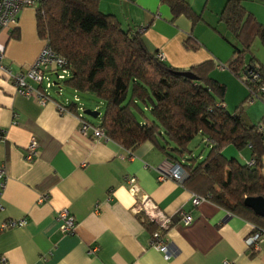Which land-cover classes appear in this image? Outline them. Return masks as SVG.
Returning a JSON list of instances; mask_svg holds the SVG:
<instances>
[{
    "label": "crops",
    "instance_id": "1",
    "mask_svg": "<svg viewBox=\"0 0 264 264\" xmlns=\"http://www.w3.org/2000/svg\"><path fill=\"white\" fill-rule=\"evenodd\" d=\"M187 1L201 21L193 23L184 15L173 18L161 0H99V10L113 15L123 29L140 31L146 48L161 53L163 62L174 68L211 61L210 75L225 84L226 93L230 88L244 97L245 90L226 69L233 59L223 38L230 33L219 20L226 0ZM240 1L264 25V0ZM187 40L193 48L185 46ZM43 44L35 8L24 7L16 24L0 31L2 63L13 72L27 69ZM252 56L264 66V53ZM49 93L51 100L41 105L34 94L21 95L0 72V167L6 177L0 186V264H264V235L257 250L248 248L244 239L254 231L251 222L208 199L194 205L195 193L166 176L171 163L153 143L145 141L129 150L107 137L83 133L79 118L84 108L62 94ZM245 97L236 102L226 94L222 103L228 109ZM57 102L68 110L59 112ZM243 109L251 123L261 122L264 137V106L253 101ZM141 120L150 121L145 114ZM32 139L36 156L27 160ZM222 153L241 163L250 159L248 148L238 152L227 145ZM262 161L264 173V157ZM130 183L136 186L134 193ZM144 196L170 218L163 232L171 253L167 258L150 242L156 224L133 211ZM63 209L76 221L71 234L60 230L57 214ZM182 213L192 217L190 223H184ZM10 219L26 223L2 229Z\"/></svg>",
    "mask_w": 264,
    "mask_h": 264
},
{
    "label": "trees",
    "instance_id": "2",
    "mask_svg": "<svg viewBox=\"0 0 264 264\" xmlns=\"http://www.w3.org/2000/svg\"><path fill=\"white\" fill-rule=\"evenodd\" d=\"M161 2L168 5L173 18L184 15L193 23L201 19L187 0ZM34 8L38 36L67 60L66 84L103 100L98 126L107 138L129 150L145 141L153 143L170 163L184 167V186L251 222L254 229L264 230V215L255 214L244 203L245 197L264 199L263 129L259 130L261 122L251 123L243 109L250 90L256 92L264 85V66L252 55L248 62L245 58L254 40L264 47V25L240 0H226L219 14L234 40L223 37L233 55L227 69L236 78L252 70L257 78L244 83L248 95L232 112L222 103L225 84L210 75L211 61L189 69L166 64L146 48L140 31L123 29L113 15L100 12L99 0H39ZM185 46L194 47L189 40ZM184 71L196 79L182 75ZM259 98L264 101V94ZM145 108L150 121L141 120ZM196 134L210 144L200 161L183 156ZM227 145L248 148L254 165L225 157L222 149Z\"/></svg>",
    "mask_w": 264,
    "mask_h": 264
},
{
    "label": "built area",
    "instance_id": "3",
    "mask_svg": "<svg viewBox=\"0 0 264 264\" xmlns=\"http://www.w3.org/2000/svg\"><path fill=\"white\" fill-rule=\"evenodd\" d=\"M39 0H0V31L4 29L12 28L17 22V16L19 11L27 6L34 7ZM3 53L0 52V72L3 73L9 80H11L17 91L24 96L35 95L39 104L43 105L47 101L51 100V95L49 89L52 87H58L57 93L61 94V84L69 76L70 71L67 67V60L57 54L49 43L45 40L44 44L39 51L35 61L24 70L13 72L9 67L4 66L2 63ZM156 57L159 60H163V55L157 53ZM257 78V74L250 70L247 74L241 76V81L245 83L246 81L252 82ZM56 79V80H54ZM27 80L34 81L40 87L34 88L31 86ZM251 101L262 94H264V85L253 92L251 91ZM74 103L79 101L78 97L74 96ZM77 105V104H76ZM56 107L59 112H65L68 110V105L65 106L63 103H56ZM80 130L83 133L90 131L92 137L101 138L106 137L102 128L98 125H93L87 121L82 114H80ZM262 127H259L261 130ZM3 139V135L0 134V140ZM37 143L32 139L27 147L25 152V159L31 160L36 156ZM247 165H254V160L249 159L246 162ZM185 174L184 167L179 162L171 163L167 177L172 178L177 181H181L182 177ZM6 177L2 167H0V186L3 187ZM129 190L135 192L136 186L130 183ZM207 200V197L193 194L192 202L194 205H197L199 202ZM135 213L143 214L149 221H152L156 224L157 229L154 230L151 234V244L157 248L160 252L163 253L164 257L167 258L170 256L168 245L163 238V232L168 229L171 224L170 218L165 215L161 209L149 198L141 197L137 200L136 205L133 208ZM183 221L185 224L191 222L192 217L186 213H182ZM57 218L60 221V230L64 234H71L74 231L75 227V218L72 214L69 213L67 209L61 210L57 214ZM26 223L25 219L19 220H7L2 225V229L12 228L17 226H22ZM264 230L254 229V231L248 235L245 239V245L248 248L258 249L260 243L263 241ZM95 250L91 249V251ZM5 259H1V262H4ZM223 264H233L231 261L225 260Z\"/></svg>",
    "mask_w": 264,
    "mask_h": 264
},
{
    "label": "rangeland",
    "instance_id": "4",
    "mask_svg": "<svg viewBox=\"0 0 264 264\" xmlns=\"http://www.w3.org/2000/svg\"><path fill=\"white\" fill-rule=\"evenodd\" d=\"M201 20L199 19V21H201ZM229 38H231V40L234 41L231 36H229ZM227 45L229 47L228 43H227ZM231 50H232V48H231ZM231 50H230V52H231ZM251 51L255 52L256 54H260L261 55V54L264 53V48L261 46V44L259 43L258 40H255L252 43L250 52H247V54L245 55L246 62H248L250 56L252 55ZM54 80H56V79H54ZM237 80L239 82V86L241 87V89L245 90L244 97L245 96L247 97L248 88L241 81V78H237ZM61 87H62L61 88V94L63 95V97L67 98L68 100H70L71 102L74 103V98H75L74 96L76 95L79 98L78 99L79 101H77L76 104L78 106H81L82 109L83 108L84 109H90V110L99 112V115L96 118H93V117H90V116L84 114V117L88 121H90L92 123H99L101 121L102 115L104 113V102H103V100L100 97H98L97 95H95L94 93H91V92L78 91V90L73 91V88L71 86H69V85H66L64 82H62ZM57 91H58V87H56V88L52 87V88L49 89V92L57 93ZM226 91H227V88H226ZM237 93H238L237 91H235V90L233 91L232 89L230 90V88H229L228 92L227 93L225 92L224 98H225L226 94L228 96L232 94L233 97L236 98V100H237L236 102H240L244 97H240V95L239 94L237 95ZM56 95L59 96V94H56ZM253 101L255 103H257V104H260V105L264 106V101L260 100V98H258V97H255L252 101H251L250 98L247 99V101H245V105L243 107H245L249 103H253ZM234 106H236V105H234ZM234 106L233 107H228L227 110L232 112L233 109H234ZM145 116L149 120H152V116H151L149 110H147V109L145 110ZM143 118L144 117H142V119ZM209 150H210V145L204 141L202 135L201 134H196L194 136V138L187 144V151L183 154V156L185 158H193L194 160L200 161V160L204 159L207 156ZM235 150H237V149L235 148ZM237 151L240 152L241 150H237Z\"/></svg>",
    "mask_w": 264,
    "mask_h": 264
},
{
    "label": "water",
    "instance_id": "5",
    "mask_svg": "<svg viewBox=\"0 0 264 264\" xmlns=\"http://www.w3.org/2000/svg\"><path fill=\"white\" fill-rule=\"evenodd\" d=\"M182 75L191 78L196 79V76L189 71L182 72ZM83 114L88 115L90 117L96 118L99 115V112L93 111L90 109H84ZM244 203L246 206L251 208L255 214L257 215H264V199L261 196H255V197H245Z\"/></svg>",
    "mask_w": 264,
    "mask_h": 264
}]
</instances>
